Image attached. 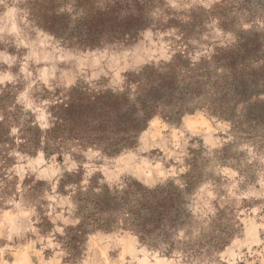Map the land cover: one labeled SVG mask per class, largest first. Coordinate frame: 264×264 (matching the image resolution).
Instances as JSON below:
<instances>
[{
  "label": "rangeland",
  "instance_id": "374dc122",
  "mask_svg": "<svg viewBox=\"0 0 264 264\" xmlns=\"http://www.w3.org/2000/svg\"><path fill=\"white\" fill-rule=\"evenodd\" d=\"M76 1L0 0V97L43 129L57 97L76 86L119 91L130 73L180 55L210 60L241 38L263 47L264 59V0H157L149 5L151 25L136 39L85 49L63 43L36 18L69 13ZM256 139L197 110L177 123L154 118L135 146L118 154L77 149L60 161L14 149L4 160L0 150V264H264V150ZM77 171L85 180L101 175L111 187L150 188L172 179L181 186L180 176L191 171L197 183L180 249L164 256L133 232L98 231L81 258L67 262L58 235L78 221L58 185Z\"/></svg>",
  "mask_w": 264,
  "mask_h": 264
},
{
  "label": "trees",
  "instance_id": "16d2710c",
  "mask_svg": "<svg viewBox=\"0 0 264 264\" xmlns=\"http://www.w3.org/2000/svg\"><path fill=\"white\" fill-rule=\"evenodd\" d=\"M156 1L77 0L69 13L35 17L63 43L95 48L136 39L151 25L149 5ZM239 42L235 48L213 54L210 60L191 63L180 55L147 66L128 74L119 91L73 87L50 107L47 129L0 97L2 157L8 160L6 153L14 149L56 155L60 161L77 149L118 154L134 147L154 118L177 123L197 110L231 120L242 134L257 138L256 146L264 150V59L259 56L263 47L246 38ZM14 128L16 135L12 134ZM179 179L181 186L172 179L154 188L137 182L111 187L101 175L85 180L81 171L66 174L58 189L72 198L78 223L58 235L67 253L65 260L77 262L91 234L115 230L133 232L152 250L172 256L180 249L178 233H189L191 213L187 208L197 183L191 171Z\"/></svg>",
  "mask_w": 264,
  "mask_h": 264
},
{
  "label": "clouds",
  "instance_id": "9594fccd",
  "mask_svg": "<svg viewBox=\"0 0 264 264\" xmlns=\"http://www.w3.org/2000/svg\"><path fill=\"white\" fill-rule=\"evenodd\" d=\"M4 79H5V80H7V79H10V77H8V76H5V77H4Z\"/></svg>",
  "mask_w": 264,
  "mask_h": 264
}]
</instances>
